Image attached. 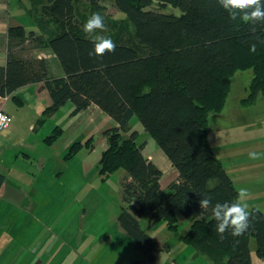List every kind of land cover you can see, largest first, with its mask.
<instances>
[{
    "label": "trees",
    "instance_id": "trees-1",
    "mask_svg": "<svg viewBox=\"0 0 264 264\" xmlns=\"http://www.w3.org/2000/svg\"><path fill=\"white\" fill-rule=\"evenodd\" d=\"M20 1L36 29L26 31L21 25L8 29L0 96L22 103L14 92L42 83L51 99L44 115L70 101L71 115L94 104L115 121L116 127L103 132L105 149L97 172L106 180L125 171L117 222L144 260L153 261L157 245L147 229L163 222L169 231H176L177 213L189 219V229L180 241L191 246L195 256H205L211 264H251L253 237L256 253L264 259L261 211L249 210L250 227L242 236L225 233L221 239L211 210L198 205L203 194L211 196L213 203L236 198L238 190L209 144L208 123L212 114L225 108L230 80L238 70L252 71L241 103L251 105L264 96V25L251 33L248 25L231 21L217 0H114L112 8L125 13L123 19L112 16L103 0ZM168 6L178 8L180 15L163 12ZM97 12L104 18L106 31L87 35L82 26ZM96 35L113 40L115 50L90 55ZM25 41L30 48L55 55L64 76L49 78L42 58L15 56L14 44ZM253 44L255 51L250 50ZM134 115L178 173L167 195L160 186L162 170L143 154L145 144L136 143L138 133L127 131ZM62 133L56 126L44 142L52 145ZM92 138L72 142L64 159L82 147L93 149ZM144 213L148 214L146 230L138 220Z\"/></svg>",
    "mask_w": 264,
    "mask_h": 264
},
{
    "label": "crops",
    "instance_id": "crops-1",
    "mask_svg": "<svg viewBox=\"0 0 264 264\" xmlns=\"http://www.w3.org/2000/svg\"><path fill=\"white\" fill-rule=\"evenodd\" d=\"M26 8L20 0H0V66H4L7 60L8 29L17 25L26 31L36 29L31 18L23 17ZM115 13L119 14L110 12L113 16ZM12 51L18 58L44 59L49 78L64 76L56 56L46 49L30 48L25 41L14 44ZM14 95L22 103L9 96H0V111L10 117L8 127L0 130V174L3 176L0 185V264H155L158 250L169 252L167 243L154 236L147 224L143 228L142 217H139L141 228L147 229L157 243L153 261L144 260L142 252L135 249L133 239L117 222L120 199L112 205V214L107 211L102 217L104 211L92 210L90 215V204L100 199L102 208L104 202L101 204L103 198H100L102 195L95 183L97 177L87 181L89 166L86 161L81 165L84 178L76 174L77 184L70 185V181L60 175L67 163L59 165L73 140L84 141L94 133L105 144L103 132L116 127L115 121L94 104L71 115L74 106L67 102L63 108L69 114L68 127L72 130L78 128V133L62 139V145L54 143L56 146L50 149L53 144L47 145L44 139L59 126V117L54 118L53 124L49 122L41 128L43 121L44 124L47 122L44 118L50 120V114L43 113L51 105L48 91L42 83H32L17 89ZM63 134L65 132L62 138ZM145 150L146 144L143 154L163 172L160 186L164 190L177 179L178 173L164 161L161 151H157L155 157L163 162V168ZM50 164L55 166L50 169ZM90 167L92 172L97 171V167ZM114 176H121L122 180L126 173ZM161 264L168 263L162 260ZM170 264L179 262L174 258Z\"/></svg>",
    "mask_w": 264,
    "mask_h": 264
},
{
    "label": "rangeland",
    "instance_id": "rangeland-1",
    "mask_svg": "<svg viewBox=\"0 0 264 264\" xmlns=\"http://www.w3.org/2000/svg\"><path fill=\"white\" fill-rule=\"evenodd\" d=\"M113 2L114 0H103L104 5L109 8L111 13L116 11L112 8ZM117 12L119 14L117 15L115 13V18L123 19L125 17V13L120 11ZM163 12L172 13L174 15H180L181 13L178 8L172 6H168ZM23 17H28L26 11H24ZM251 78V70H238L234 73L230 80V92L225 108L220 114H212L209 120L208 140L216 157L222 164L226 173L232 179L236 189L239 190L241 187H244L249 190L250 195L246 200L248 209L257 208L264 214V156L258 160H252L249 158V153L251 152L264 154V96L260 95L256 102L251 105H244L241 103V100L247 95V88ZM65 105L66 104H64L59 110L50 114L49 121V117L44 118L45 122H47L44 124L43 121V126L40 125L43 129L49 122L53 124L56 120L54 119L55 117H59L58 125L62 128L63 132H65V135L63 134L62 138L61 134L56 139L54 143L57 145H62V139L73 137L78 133V128L72 130L68 127L67 121L69 114L66 113L65 108H63ZM127 131H136L138 133L136 143L146 144V154L155 157L157 151H161L156 141L144 131L137 116L134 115L130 119ZM122 134L123 136L127 135V133L124 132H122ZM91 136H93V149L82 147L73 157L70 159H63L62 163L59 165L62 166L63 163H67L66 169L60 173V175L67 178V180L70 181V185L78 183L76 174H78L80 178L83 177V173H81V165L84 164V161L87 162L89 167L93 165V168H98L100 155L105 149V144L99 141V137L96 136V134L94 135L93 133ZM74 141L83 142V140L80 139H75L72 142ZM54 143L50 149L56 146ZM161 153L164 161L169 162L165 154L162 151ZM154 162L163 168V162L160 159L155 157ZM50 166V169H52L55 165L50 164ZM89 167L87 169V181L90 182L94 176L97 177L95 183L100 189L99 192L102 195L100 198H103L101 204L104 202L102 208L100 206V199L95 203L90 204V215L92 210L104 211L102 217L106 215L107 211L109 214H112V205L116 204L117 200L120 199L121 176L111 175L106 180H102L99 177L98 172H92V168ZM120 173H125V171L122 170ZM163 193L167 195L169 193L168 188L165 187ZM56 202L58 201H53V203ZM78 205L79 204L77 203L76 206L78 207ZM120 206L121 204H119V209ZM96 215L97 213L94 216ZM177 215L179 221L178 229L176 231H169L163 222L157 223L149 229L154 236L161 241H165L169 247V252L158 250L159 255L155 256V264H161L162 260L170 264L171 260L174 258H177L179 264H211L205 256H195V250L191 246L183 244L180 241V236L184 235L189 228V219L184 218L178 213ZM141 217L142 226L145 228L148 222V214L144 213ZM249 254L251 264H264V259L258 257L256 253V242L253 237H251L249 241ZM109 257L106 258L107 263Z\"/></svg>",
    "mask_w": 264,
    "mask_h": 264
},
{
    "label": "clouds",
    "instance_id": "clouds-1",
    "mask_svg": "<svg viewBox=\"0 0 264 264\" xmlns=\"http://www.w3.org/2000/svg\"><path fill=\"white\" fill-rule=\"evenodd\" d=\"M219 7L228 14V18L236 22L239 20L249 26V31L255 33L257 26L264 25V0H217ZM87 35L106 31L104 18L100 13H93L82 26ZM94 47L90 55L103 56L106 52L115 50V43L110 38L102 35L93 37ZM255 51V45L251 46ZM264 154L251 152L249 158L261 159ZM250 193L247 188L241 187L234 201L213 203L211 196L203 194L200 196L198 205L200 209H210L211 216L215 220L214 230L224 239L225 233L232 237L242 236L250 227V211L246 203Z\"/></svg>",
    "mask_w": 264,
    "mask_h": 264
},
{
    "label": "built area",
    "instance_id": "built-area-1",
    "mask_svg": "<svg viewBox=\"0 0 264 264\" xmlns=\"http://www.w3.org/2000/svg\"><path fill=\"white\" fill-rule=\"evenodd\" d=\"M9 123H10V117L3 111H0V130L6 129Z\"/></svg>",
    "mask_w": 264,
    "mask_h": 264
},
{
    "label": "bare ground",
    "instance_id": "bare-ground-1",
    "mask_svg": "<svg viewBox=\"0 0 264 264\" xmlns=\"http://www.w3.org/2000/svg\"><path fill=\"white\" fill-rule=\"evenodd\" d=\"M53 79V78H52Z\"/></svg>",
    "mask_w": 264,
    "mask_h": 264
}]
</instances>
